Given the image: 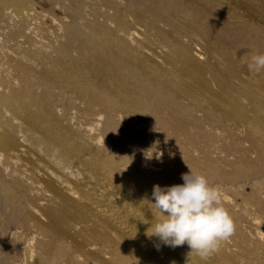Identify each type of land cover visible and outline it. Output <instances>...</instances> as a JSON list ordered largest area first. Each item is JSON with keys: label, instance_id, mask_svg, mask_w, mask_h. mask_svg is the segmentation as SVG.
<instances>
[{"label": "bare ground", "instance_id": "bare-ground-1", "mask_svg": "<svg viewBox=\"0 0 264 264\" xmlns=\"http://www.w3.org/2000/svg\"><path fill=\"white\" fill-rule=\"evenodd\" d=\"M76 1H81V0H76ZM107 1L108 0H106L105 2ZM114 1H112L113 4H115ZM257 1L264 4V0H257ZM100 2H104V1L102 0ZM186 2L189 3L187 0ZM248 2L251 3V0H248ZM121 3L122 5L120 4H119L120 6L117 5L119 7L117 9L118 11L121 12V14L116 12L114 14V12L112 11L113 12L112 13L111 10L109 11L99 10L98 12H96V15H100L101 16L100 18L103 20L96 21L94 19L93 21L90 20L91 22L88 20L89 22L86 23V20L84 19L83 21H85L86 24L79 25L75 23L72 24V26L70 25L71 28H69L68 30L69 35L67 39L65 38L66 41L64 40L65 42L58 47V51L57 53H55L56 54L55 58L49 60L45 59L46 61H49V63L44 62L46 63V65L48 64V66L46 65L44 66V71L42 72L43 69L41 68L42 69V70L40 69L41 74L39 75L38 72L35 73L34 70L31 69L33 73L35 74L38 73L39 76L36 77L37 84L41 86L42 90L40 94L36 92L38 94L37 95L34 94L35 93L34 88H33L34 93H32L33 91L31 92L30 90L27 89L25 94L27 96V99L25 98L27 100V103H23L25 101H22V103L21 102L11 103L12 101L9 102L8 98H6L7 96H5L2 93V90L6 89L11 84L12 81L10 82L11 79L9 80L8 78H6L7 76L6 77L4 76L3 67H2L3 64L2 65L0 64V130H4V128H1V126L5 127L6 125L8 126L12 125L16 131V135L18 132V135L20 134L19 137H21L20 139H17L18 136L16 135L13 136L14 133H12L10 136H7L6 134L0 132V151L1 150L6 151L5 154L14 157H16L17 155L19 156L20 154L21 156H23L22 154L29 152L28 150H30L32 154L36 152L34 153L36 155L38 152V155L41 154L46 158L44 161L41 160L43 158L41 159L38 158L40 161L39 163L43 162L45 166L46 165L49 166L48 168L44 166L45 168L42 167L43 169L42 168L39 169L37 166L36 168L33 166H32L33 168L29 167L28 163H22V164L20 163L21 165L19 164L21 168H23L24 170L30 171V172L26 171L27 174L32 173L33 176H35L37 179L38 178L40 179L39 182L41 183L38 184L42 186L41 195L43 197L40 198V201L37 200V202L39 201L40 207L42 206L40 208L42 211L41 212L42 214H40V216L41 215L45 216L48 219V223L46 222L47 224L46 225L43 224V225L45 226L44 229L46 230L47 235L50 237V240H48V242L45 243L44 241L46 239L45 240L43 238L41 239V241L44 240L42 242L45 244H42V249L40 250L38 256L35 254L36 259L33 260V262L35 261L34 264H70V263L88 264L89 260L87 259L90 260L95 259L97 264H127L130 261H133L135 264H139L141 260L146 259L145 256L146 257L149 256L148 258L149 261L148 263L146 262L147 264H172V263L176 264L177 260L179 261L178 264H214L213 262L215 261L212 262V260L210 261L209 259L202 260L195 254H192L191 256L188 257L189 252H187L186 248L184 247L185 245L176 248H171L169 246L163 245L159 241L158 237L152 235L153 227H151V225L154 226L155 223L160 221V218H158L160 217V215L158 216L157 215L158 212H156V210L152 207V205L147 204L145 200L147 199L151 203H154L155 201L151 199L153 186L159 185L161 187H169L171 185L170 183H173L172 181L173 179L171 180L172 182H163L166 180H160L156 178L147 180L148 176L146 177V174L148 172V167H147L149 165L148 163L150 160L156 158L157 155L154 156L155 153L153 154L152 152L151 153L147 152L146 148H148L147 143L149 141L150 135L148 136L145 130L135 131L134 128L135 126H137L136 127L137 129L140 128L141 124H143L146 119L148 120V115H150V113L152 114L156 113L155 115H159L160 117V113L162 110H164V108L165 109L167 108L169 110L179 111L180 113L185 112L184 107H182L181 105L179 107V103L181 99L191 100L192 102L195 101L193 105L195 110L197 111L204 110V112H207V114H213V116L217 117L218 120L227 121L236 116L239 117L238 113L236 112L237 108H239L242 113L246 112L244 110L245 107H243L242 101L239 99L237 100L235 97L238 96L240 99H246L249 102L252 101L257 104L264 105V89L260 85H258L260 83H257V81L253 79L254 77L251 78L247 76L246 77L242 76L240 73L241 71L237 72L234 69L233 71H231L230 70L231 67H229L230 66L229 64L231 62L228 63L227 58L223 56L228 53L222 54V51L219 50L218 47H217L218 49L216 48L217 49L216 50L213 45L210 46L211 43L213 44L216 41L213 42L212 40L211 43L209 42L210 45L207 46L208 52L210 51V54L214 56L216 59H218V61L219 59H221L222 63L229 68V69L227 68L229 70V77H223L224 75L220 76L216 74L217 71H215L214 73L213 70H211L212 67L209 68L211 71H208L209 69L207 70V74H209L210 72L212 76L211 75L207 76L206 66H205L207 62L201 61L205 56H202L203 53L201 54L200 52H196L198 49L194 52L189 51L185 53L183 50L173 48L172 45L174 44L167 42V39H171V36H174L177 39L178 37L181 38L182 36L185 37V35H189V36L192 35L197 37L200 41H203L206 38V35L204 34L205 32L202 34L201 30L200 31L197 30L198 27L195 25H191V23L188 24L187 26L185 24L186 26L185 28L182 27L180 24L178 26L177 24L176 25L174 24L175 20L169 14L170 12L168 13L167 12L168 10L166 9V12L168 13L166 14V12L164 11L165 9L164 6H168L172 10L174 9V7L170 6L172 4V0H127V3L124 2ZM141 3H143L144 7L143 6L139 7L140 6L139 4ZM246 3L242 2V5H244L243 7L245 8H247ZM108 4L113 5L112 3L109 2ZM203 5L204 4H202V6ZM0 6H2V8L5 10V12L3 13V18L5 20L19 21V24L22 26V29H24V33H27L28 35L33 33L32 29L35 28L34 27L35 23H31V22H36L37 19L35 18L34 14L31 12L30 9L24 7V3L22 2V0H0ZM103 6L105 7V5ZM108 6L110 7V5ZM108 6L106 7L108 8ZM113 6L115 7V5ZM199 6L200 5L196 6V8ZM220 7H222L221 8L222 10L223 5L222 6L219 5V8ZM228 8L226 7L227 10ZM185 9L187 10L190 9V5L186 6ZM216 11H218V9ZM233 11L234 10L232 9V12ZM229 12H231V10H229ZM248 12L249 11L247 10V13ZM73 14L74 13H72V15ZM79 14L80 13H78V15ZM214 14L215 13H213V15ZM96 15H93V17H96V19H100L97 18L99 16ZM243 15L245 16L246 14ZM80 16L82 15L80 14ZM129 16H131L133 19L128 20ZM202 16H204V14ZM76 17H77L76 19H78V16ZM194 17L195 16H193V18ZM144 18L147 19V21L146 20L142 21ZM187 18H189V16ZM204 19L206 20L207 18ZM248 19L250 20V18ZM158 20L159 22L160 21L162 22V23L160 22L163 25L161 27L166 26L167 28L168 26H170L171 30L170 31L167 30L168 32H165L162 31L165 28H163L162 30L158 29L157 28V25H159V22H157ZM200 22L201 21H199L198 23ZM144 23H146L148 28L144 26L145 25ZM68 24H66V26ZM82 25L88 28L89 32L83 31L84 28ZM62 26H65V24ZM137 26H140L141 29H138L139 27L137 28ZM64 28L65 27H63L62 30H64ZM151 28L154 29L155 31H158L157 34H159V36L156 34V32H154V37H153V34H151L148 31L151 30L152 32ZM210 30H212V27ZM214 30L215 29L213 28L212 31ZM225 32H227V30ZM160 34L165 35L166 42H164V40L162 39H159V37L161 38ZM28 37H33V36L29 35ZM213 38L215 39L214 36ZM198 39H196L195 41L199 42ZM29 40L31 41V39ZM38 42L40 43V41ZM188 42L189 41L187 40L186 43ZM183 43H185V41ZM196 43L194 42L193 44ZM219 45L221 44H219L218 42V45L216 46ZM220 48L222 49V47ZM202 49L203 47L201 48V50ZM204 51L207 52V49L206 50L204 49ZM29 57H31L32 63L33 60L36 59V58L32 59L33 55ZM29 59L27 57L28 61H30ZM40 60L39 63L41 62ZM212 60L210 59V61ZM210 61L208 62L210 63ZM35 63L36 60L34 64ZM27 65L29 66L28 63ZM224 65L222 67H225ZM25 66L26 65L24 64L23 66L24 69H26ZM30 66H33L31 68H34L33 64ZM31 70L30 72L32 74ZM1 74L3 75L1 76ZM35 76L37 75H34V77ZM26 81H27L26 83H28L27 79ZM19 84L18 86H20ZM27 85H29V83ZM178 85L184 87L182 91L180 89L181 87H179ZM33 89L31 88V90ZM21 91L23 90L21 89ZM55 92H57L59 96L61 95L63 99L65 98V106L61 104L62 107L60 108H62L63 110H57L56 111L57 114L54 112V110L53 113L51 112L52 108L54 107L52 100H54L53 93ZM231 92H235L234 94H236L237 96L231 98L232 95L231 96L229 95V93L231 94ZM20 93H18V95ZM13 95L14 94H12L11 96ZM18 97L19 96H17V100ZM151 99L153 100L155 99L154 101L156 102V105H154V102L152 103L154 106L146 102ZM55 100L54 103H56ZM183 103H185V100ZM82 104L84 105L83 106L84 109L81 108ZM57 107H59V105H57ZM75 108H78L80 111L83 110L81 112L86 111L87 112L86 115L93 117L95 116L96 117V120L94 119L95 124H93L92 126H86L83 125V123H85V122L82 123L83 120L75 123L74 120L75 117H73V115L67 118V116H65L66 112L71 109L75 110ZM38 110H45L46 114L41 113L42 114L41 116V114H38L39 112ZM252 111L254 112V110H251V112ZM262 112H263L262 116H264V111ZM207 114L205 116H207ZM258 115L259 114H257V116ZM38 116L41 117L42 120L41 118H38ZM196 116L194 115V117ZM241 116L243 117V115ZM262 116H258V118L259 117L261 118ZM39 119L42 121L43 124L40 123ZM87 119L89 120V117ZM100 119H103L101 124H100L101 122ZM193 121L197 122L196 120ZM193 121H191L192 124ZM258 121L253 119V117L249 118V116L247 115V119L243 120L242 124H244L249 128V132L251 134L254 133L259 134L262 129L264 132V123ZM119 122H121L123 125L120 126ZM232 122L234 121L231 120V123ZM73 123L74 125H72ZM163 123L161 118L160 120L158 119L154 128L161 127V129H163L165 126ZM174 123H176V121ZM198 123L201 122L199 121ZM225 124L226 123L224 122V126ZM146 125L149 126L148 124ZM236 125L237 124H235V126ZM253 141L251 143H253ZM155 143L157 144V142ZM159 144L158 146L156 145L158 148H159ZM10 156L8 157L7 162L9 161V159H11ZM30 159L33 158L30 157ZM17 160H15V162H17ZM29 163L31 164L30 161ZM3 164L5 165V163ZM137 173L138 176L136 175ZM20 174L22 175L23 173L20 172ZM6 176H8V174ZM169 176L167 178L171 179ZM30 177H28L27 179L28 180L32 179ZM180 179L178 182H180ZM8 180L9 182H11L10 179ZM19 181H17V183ZM181 182L179 183V185H182ZM26 183H28V181H26ZM14 185L16 184L14 183ZM20 185L22 186L23 184L21 183ZM35 186L37 187V185ZM6 187L7 186H5V188ZM28 187L26 186L25 188ZM18 189H22V188H18ZM23 189L22 191H24ZM1 190L4 191L8 201H12V198L9 197L8 191H6V189L4 190L3 188ZM25 191L27 192L29 190L25 189ZM26 195L28 194L26 193ZM26 195H24L21 198H24ZM17 197L18 196H16V198ZM28 197L29 195L27 196V200H29ZM13 198L15 200V197ZM32 198L34 199V197ZM22 201L24 200L21 199L15 200L16 202L15 204H17L16 206L21 207L23 203ZM34 206H36V204ZM6 213H8V211ZM20 213H23V211ZM24 215L25 214L23 213V216ZM10 216H12V214ZM32 220L30 219L28 221L31 222ZM34 220L35 222L37 221L36 219ZM13 221L12 222L10 221V223L15 224V222L13 223ZM7 222L5 223V225L7 224ZM24 222L25 221H23V225ZM10 223L7 225H10ZM27 223L29 222H26V224ZM14 226L16 228V225ZM40 226L41 225H39V227ZM40 228L43 229V227ZM7 229L9 230L10 228L8 227ZM42 231L45 232L44 230ZM42 233L40 232V234ZM3 234H6V231H4ZM7 243H9V241L6 242V245H8ZM64 245H66L67 248H69V251L62 250ZM9 246L10 245H8V247ZM37 246L35 245L36 248H38ZM6 247L7 246H5V248ZM1 251H3V248H1ZM33 252L35 253V251ZM36 252L38 253L39 251L37 250ZM54 254L59 257L62 255V258L60 257L61 259L59 261H56L57 258L51 259V256H53ZM74 258H77V261ZM3 259L6 260L7 258H3ZM0 264H4V262L0 261ZM30 264L32 263L30 262Z\"/></svg>", "mask_w": 264, "mask_h": 264}, {"label": "rangeland", "instance_id": "rangeland-1", "mask_svg": "<svg viewBox=\"0 0 264 264\" xmlns=\"http://www.w3.org/2000/svg\"><path fill=\"white\" fill-rule=\"evenodd\" d=\"M72 1L74 2V4ZM100 1H102V0H81V1H76V0L75 1L74 0H22V2L24 3V7L30 9L31 12L34 14L35 18L37 19L36 22H31V23H35V26H34L35 28L32 29L33 33L29 34L33 37H28L29 35L27 33H24V29H22V26L19 24V21H16V20L7 21V20H5L3 18V13L5 12V10L2 8V6H0V52H1L0 53V59H1L0 64L1 65L3 64L2 67H3L4 76L5 77L7 76L6 78H8L9 80L11 79L10 82L12 81L11 84L6 89L2 90V93L5 96H7L6 98H8L9 102L12 101L11 103H15V102L16 103H19V102L22 103V101H25L23 103H27V100H26L27 96L25 95L27 89L30 90L31 92L33 91L32 93H34V89H35L34 94H37V93L40 94L42 88L39 84H37V78L36 77H38L41 74L40 71L42 69H43L42 72L44 71V66L46 65V63H49V61H46L45 59L49 60V59L55 58V56H56L55 53H57L58 47L66 41V39L69 35L68 30H69V28H71L72 24H75V23H77L79 25L80 24H86L90 20L93 21L94 19L96 21L97 20L98 21L103 20L100 18L101 17L100 15H96V12H98L99 10H108V11L111 10V12L113 11L114 14H115V12L121 14V12L118 11V9H117V8H119L117 5H119V4L122 5L121 2L127 3V0H115L118 3L115 2L114 0H112V1H114L115 4H113V2L111 0H110L111 2L109 0L107 2H105L106 0H103L104 2H100ZM187 1L189 3H187L186 0H182V1L181 0L180 1L179 0H172V4L170 6L174 7V9L172 10L170 7L164 6L165 7L164 11L166 12V9H167L168 10L167 12L168 13L170 12L169 14L174 18V20L176 22V23L174 22V24L175 25L177 24V26L180 24L182 27L185 28L190 23H191V25L197 26L198 27L197 30H199V31L201 30L202 34L205 32L204 34L206 35V38H205L206 40L204 39L203 41H200L195 36L185 35V37L182 36V38L178 37L177 39L174 36H171V39H167V42L174 44V45H172L173 48L183 50L185 53H187L189 51L194 52L197 49L198 50L196 52H200L201 54L203 53L202 56H205V57L201 61L207 62L205 65L207 76L211 75L210 72H209V74H207V70L210 67H212L211 70H213L214 73H215V71H217L216 74H218L220 76L224 75L223 77H229V70H228L229 68L222 63L221 59H219V61H218V59H216L214 56H212L210 54V51L208 52L207 46L210 45L212 40H213V42L216 41L213 44L211 43L210 46L213 45L215 47V49L218 47L219 50L222 51V54L228 53V54L223 55V56H225L227 58L228 63L231 62L229 64L230 66L228 65L229 67H231L230 70L233 71V69H234L237 72L241 71L240 72L241 75L245 76V77L246 76L251 77V78L254 77L253 79L256 80L257 83H260L258 85H260L264 89V69H262L259 73H257L254 71H250L249 67H248L249 64L252 63V57L254 55L264 54V4L257 1V0H255V1L251 0V3L248 2V0H244V1L243 0H240V1L239 0L238 1L221 0L222 2L220 0L219 1L218 0H216V1L215 0H213V1L212 0H205V1L204 0H187ZM199 1H201V2H199ZM252 1H254V2H252ZM108 2L115 5V7L111 4H108ZM228 2H230V3H228ZM242 2H245V3L247 2L246 4H247L248 9L243 7L244 5H242ZM101 3L103 5H105V7ZM104 3H106V4H104ZM141 4H139L140 6L139 5L138 6L139 7L143 6V3H141ZM188 4L190 5V9L187 10V9H185V7L189 6ZM202 4H204V5L202 6ZM205 4H207V5H205ZM208 4H210V5H208ZM230 4H232V5H230ZM108 5H110V7ZM198 5H200L199 6L200 8L197 7L198 8L197 9L196 6H198ZM219 5L220 6L223 5L222 10H221L222 7L219 8ZM106 6H108V8ZM112 7H113V9H112ZM226 7L227 8L229 7L228 10L226 9ZM231 7L235 11V13H234V11L232 12ZM239 8H242V9H239ZM256 8L259 10H257ZM160 9H162V8H160ZM217 9H218V11H216ZM246 9L250 13L249 12L247 13ZM72 10H73V12H72ZM229 10H231L232 13L229 12ZM238 10H241V11H238ZM80 11H82V12H80ZM223 11H225V12H223ZM167 12H166V14H168ZM228 12H229V15H228ZM242 12H243V14H246V15L244 16L242 14ZM72 13H74V14L72 15ZM78 13H80L83 17L80 16V14L78 15ZM213 13H215V14L213 15ZM218 13H220V14H218ZM237 13L239 15L241 13L240 16H243V17H240ZM173 14H174V16H173ZM201 14L202 15L204 14V16H202ZM226 14H227V16H226ZM234 14H235V16L236 15L237 16L235 17ZM93 15L99 16L97 18H100V19H96V17H93ZM187 15L189 16V18H187L188 17ZM76 16H78V19H76L77 18ZM193 16H195L194 17L195 20H194ZM92 17H93V19H92ZM191 17H192V19H191ZM204 18H207L208 20L207 19L205 20ZM248 18H250V20ZM84 19L86 20V23H85V21H83ZM129 19H133V18L131 16H129L128 20ZM144 20L147 21V19H145V18L142 21H144ZM76 21H78V22H76ZM199 21H201V22L198 23ZM225 21H226V24H225ZM157 22H159V20ZM160 22H159V25H157L158 29L162 30L163 28H165L162 30L165 32H168L171 30L170 26H168L169 28L168 27L166 28V26L161 27L163 25L161 24L162 22L161 23ZM60 23L62 25L65 24V26H62ZM68 23H71V24H68ZM206 23H207V25H206ZM66 24H68V25L66 26ZM144 24H145L144 26H146L148 28L146 23H144ZM183 24H184V26H183ZM185 24H186V26H185ZM82 26L84 28V30L82 29L83 31L89 32L88 28H86L84 25H82ZM200 26H202V27H200ZM63 27H65L64 30H62ZM67 27H68V29H67ZM211 27H212V30H213V28L215 30L214 31L210 30ZM216 27L218 28V30ZM137 28L141 29L140 26H137ZM202 29H204V30H202ZM221 29L223 32L221 31ZM225 29L227 30V32H225L226 31ZM148 31L151 34H153V37H154V32H156V34L158 33V31H155L154 29H152L153 33L151 32V30H148ZM217 31H218L219 35H218ZM67 32H68V34H67ZM157 35L159 36V34H157ZM208 35H211V36H208ZM160 36H161V38L159 37V39H162V40H164V42H166L165 35L160 34ZM175 36H177V35H175ZM213 36L215 37V39L213 38ZM188 37H189V39H188ZM207 37L209 40L207 39ZM29 39H31L32 42ZM186 39L189 41L188 43H186L187 42ZM196 39H198L199 42L195 41ZM183 40L185 41V43H183L184 42ZM33 41H35V42H33ZM38 41H40L41 45ZM194 42L195 43L197 42V43L193 44ZM218 42L221 45L216 46V45H218ZM189 43H191V44H189ZM18 44H19V46H18ZM186 44H188V45H186ZM202 47H203V49L201 50ZM220 47H222V49L224 51ZM204 49L205 50L207 49V52L204 51ZM47 52H48V54H47ZM204 52H206V53H204ZM29 54L33 55L32 59L36 58L35 64H34L35 60H33V63H32L31 57H29L31 55H29ZM27 55H29V56H27ZM45 55L48 57H46ZM74 55H75V53H74ZM27 57H28V59L30 58L29 60L31 62L27 60ZM209 57H212L213 60H212V58H209ZM207 59H208V61H210V59L212 61H210V63H209L207 61ZM39 60L41 61L40 63H39ZM214 60H215V63H217V64L214 63ZM20 62H21V64H20ZM26 62L29 64V66L27 65ZM44 62H46V63H44ZM38 63L41 65H39ZM24 64L27 66V67L25 66V68L27 70L29 69L28 70L29 73L27 72L26 69H24V67H23ZM32 64L34 65L35 69L31 68V67H33V66H30ZM35 65H36V67H35ZM218 65H219V68H218ZM223 65L226 68L222 67ZM46 66H48V64ZM31 69H33L35 73L38 72L39 75H38V73L37 74L33 73V71ZM30 70L32 71L33 75L31 74ZM211 70L209 69L208 71H211ZM3 74H1V76ZM34 75H37V76L34 77ZM26 79L28 80L29 85H27L28 83H26L27 82ZM23 82H25V83H23ZM261 82H262V84H261ZM12 83H13V86H12ZM18 84L20 86H18ZM17 87H18V89H17ZM179 87H181L180 88L181 91L184 88L181 85ZM31 88L32 89L34 88V89L31 90ZM21 89L23 91H21ZM17 92L18 93L21 92V93L18 95ZM234 93L235 92H231V94L229 93L230 96L232 95L231 98L232 97L234 98L235 96H237ZM12 94H14V95L11 96ZM16 95L19 96L18 97L19 101L17 100ZM24 95H25V97H24ZM60 96L57 92L53 93V99L54 100L56 98L57 99L55 100L56 103H54V100H52L53 104H54V107L52 108V111H51L52 113L54 110V112L57 114L56 111L57 110H63L60 107H62V105L65 106V98L63 99V97L62 96L60 97ZM237 97H235V98L237 100L239 99L242 101L243 107H245L244 110L246 112L242 113L241 110L239 108H237L236 112L238 113L239 117H237V116H236L237 118L234 117L236 119L232 118V119L227 120V121L226 120L225 121L224 120H218L217 117L213 116V114H207V112H204V110L203 111L195 110L193 107L195 101L192 102L191 100L181 99L180 103H179V107H180V105L182 107H184L185 110L184 109L183 110L185 112L180 113L179 111L169 110L167 108L166 109L164 108V110H162L160 113V117H159V115H155L156 113L155 114L150 113V115H148V120L146 119L145 122L143 124H141L140 128L137 129L136 128L137 126H135L134 129H135V131H139V130L144 131L145 130L147 132L148 136L150 135L149 141L147 143L148 148H146L147 152L148 153L152 152L153 154L155 153L154 156L157 155L156 158L150 160L151 162L149 161V163H148L149 164L147 166L148 172L146 174V177L148 176L147 180H150L152 178H156V179H160V180H166L163 182H172L173 181V183H170L171 184L170 186H173V184L179 185V183L182 181L181 184L183 185L184 181L182 179H180L182 177L180 175H182L183 173L187 174V173H189V171H191L194 174L203 175L207 179V181L210 185L218 186L220 188L221 193H222V204L228 210L229 214L233 218L235 225H236V229H235L234 235H232L227 241H224L220 247V250L218 252L214 253L213 255H211L208 259L210 261L212 260V262L215 261V262H213L214 264H264V132L262 129L259 134H255V133L251 134L249 132V128L247 126H245L244 124H242V121L247 119V115L249 116V118L253 117V119H255L256 121L259 120L258 122L264 123V121H262V120H264V116H262L263 115L262 111H264V109H263L264 105H260V104H257L255 102H252V101H251L252 102V104H251V102H249L248 100L240 99L239 97L238 98ZM151 100H149L151 103L149 101H146V102H148L152 106L156 105V102L154 101L155 99L154 100L151 99ZM184 100H185V103H183ZM243 100H245V101H243ZM61 102H63V103H61ZM153 102H154V105L152 104ZM182 103H183V105H182ZM191 104H192V107H191ZM57 105H59V107H57ZM55 106H56V108H55ZM64 106H63V108H64ZM83 106L84 105L82 104V106H81L82 109H84ZM78 108H79V106H78ZM78 108H75V110L71 109L72 111L68 110L66 112L65 116H67V118H69L73 115V117H75L74 118L75 123L83 120L82 123L85 122V123H83V125H86V126H92L93 124H95V120H96L95 116L93 117V116L86 115L87 114L86 111L81 112L83 110L80 111ZM176 110H178V109H176ZM251 110H254V112L253 111L251 112ZM38 111H39L38 114H41V113L46 114L45 110H38ZM259 111H260V113H259ZM76 112H78V113H76ZM148 112H149V110H148ZM249 112H250V114H249ZM80 113H81V116H80ZM164 113H165V115H164ZM190 113L194 114L195 116L197 115V116L194 117V115H191ZM42 114H41V116H42ZM206 114H207V116H205ZM257 114H259L258 116H262L261 118H263V119H261L260 117L258 118ZM241 115H243V117ZM39 116H38V118H41ZM88 117H89V120L87 119ZM90 117L92 120L90 119ZM184 117H186V118H184ZM160 118L162 120V123L164 122L163 123L165 125L163 128L164 130L161 129V127L160 128H154L157 120L158 119L160 120ZM191 119L196 120V121L198 119L199 120L197 122H195ZM41 120H42V118H41ZM41 120H40V123L43 124ZM100 120H101V122H100V124H101L103 119H100ZM231 120L234 122L231 123ZM175 121H176V123H174ZM191 121H193V124ZM199 121L201 123H198ZM235 121H236V123H235ZM86 122H87V124H86ZM214 122L217 124H215ZM224 122L226 123L225 126H224ZM229 122H230V124H229ZM120 123L121 122H119V125L122 126L123 124L122 123L120 124ZM211 123H213L214 125ZM234 123L237 125L235 126ZM146 124H148L149 126H147ZM167 124L169 125V127ZM72 125H74V123ZM226 126H228V127H226ZM240 126H242V127H240ZM246 127H247V129H246ZM1 128H4V130H0V132L6 134L7 136H10L12 133H14L13 136L16 135V131L12 125H10V126L6 125L5 127L1 126ZM158 131H160V132H158ZM149 132H150V134H149ZM185 132H187V133H185ZM157 133L159 134V136ZM156 135H157V137H156ZM16 136H18L17 139L21 138V137H19L20 134L18 135V132H17ZM159 137L161 138V140ZM252 141H253V143H251ZM155 142H157V144ZM159 142L161 145L159 144ZM158 144H159V148L157 147ZM154 145H155V147H154ZM161 146H163V147H161ZM28 151L29 152L22 154L23 156H21V154H20L19 156L17 155L16 157L5 154L6 151H2V150L0 151V157H1L0 158V162H1L0 163V168H1L0 169V220H1L0 221V229H1L0 233L2 232L0 235V245H1L0 247L3 248V251H1V248H0V252H2V253H0V261H3L4 264H6V263L7 264H30V262L32 264H34L35 261L33 262V260H35L36 255L38 256V254L40 253V250L42 249V244H45L48 242V240H50V237L47 235L46 230L44 229L45 228L44 225H46L48 223V219L45 216H42V215L40 216V214H42L41 213L42 211L40 209L42 206L40 207L39 201H40V198L43 197L41 195V193H42L41 187L42 186L38 184V183H41V182H39L40 179L39 178L37 179L35 176H33L32 173H30L31 175L29 173L27 174L26 171H28V170H24L20 166L22 163H28L29 167L33 166L36 168V166H37L39 169H41L42 167L45 166V164H43V162L39 163L40 161L38 158H40V159L43 158V159H41L43 161L46 158L44 156H42L41 154L38 155V152H37V155L34 154L36 152L33 153L34 155L39 156V157H36L30 152V150H28ZM29 154H31V155H29ZM9 156L11 157V159H9L10 162L9 161L7 162ZM26 156H28V157H26ZM30 157L33 159H30ZM25 158H27V159H25ZM15 160H17V162H15ZM32 160L35 162H33ZM29 161L31 162V164L29 163ZM3 163H5V165ZM14 163H16V164H14ZM32 163H34V164H32ZM35 163H36V165H35ZM16 166H18L19 169ZM45 167L48 168L49 166L46 165ZM180 169L183 171H181ZM169 171H171V172H169ZM20 172L23 173L22 174L23 176L20 174ZM28 172H30V171H28ZM181 172H182V174H181ZM18 173H19V175H18ZM170 173H172V174H170ZM7 174H8V176H6ZM27 175H28V177L31 176L30 178H32V179L28 180ZM136 175L138 176V173ZM167 175L168 176L170 175L169 177L171 179L167 178L168 177ZM24 176H25V178H24ZM164 176H166V177H164ZM14 177L16 180L14 179ZM20 177H21V179H20ZM8 179H10L11 182H9ZM179 179H180V182H178ZM6 180H8V181H6ZM17 181H19L18 182L19 184L17 183ZM26 181H28L30 186L28 185V183H26ZM5 182H7V183H5ZM8 182L10 184L13 182L11 185L14 187H12ZM23 182H25V183H23ZM14 183L18 186L14 185ZM21 183L23 184L22 186L20 185ZM33 184L37 185V187ZM5 186H7L8 188L7 187L5 188ZM26 186L27 187L29 186V187L25 188ZM10 187H12V188H10ZM2 188L4 190L6 189V191H8L9 197L12 198V201H8V199L5 196L4 191L1 190ZM13 188H15V189H13ZM18 188H22V189L24 188L23 189L24 191H22V189H18ZM12 189L15 191H13ZM25 189L26 190L28 189L29 191L26 192ZM40 189H41V191H40ZM16 191H18V192H16ZM34 191L36 193L38 192L40 194H38V193L36 194ZM26 193L29 195V197H28L29 200H27L28 195H26ZM32 194L33 195L35 194V195L33 196ZM20 195H21V197L26 195L24 197L26 200L24 198H21ZM16 196H18V197L16 198ZM31 196L34 197L36 202ZM13 197H15V200H18V199L24 200V201H22L23 203H22L21 207L16 206L17 204H15L16 202H15ZM37 200H39V201L37 202ZM31 201H32V203L34 202L36 204V206L37 205L38 206L37 207L34 206L35 205L34 203L32 205ZM7 203L10 205H8ZM1 204H3V205H1ZM12 204H13V207H12ZM24 204H25V206H24ZM12 208H14V209H12ZM31 208H32V210H31ZM38 210H40V211H38ZM7 211H8V213H6ZM16 211H18V212H16ZM22 211L28 217L25 215L23 216V213H20ZM12 212H14V213H12ZM6 214L9 216H7ZM11 214H12V216H10ZM19 214L21 217L19 216ZM37 214H39V215H37ZM157 215L159 216V213H157ZM18 216L20 217V219ZM13 217H15V218H13ZM29 218L31 220L33 218L36 219L38 221V222L37 221L36 222L39 225H41L40 227H43V229L39 227V225L35 222L34 219L31 222L28 221V220H30ZM158 218H160V220L162 219V217H158ZM13 219H14V221H13ZM22 220L25 221L24 225H23ZM7 221L9 223H10V221L11 222L13 221V223L15 222V224L10 223V225H7V224H9ZM16 221H17V223L19 222L18 225H17ZM1 222L3 223V225ZM6 222H7V224L5 225ZM26 222H29V223L26 224ZM31 224L32 225L34 224L33 225L34 227ZM14 225H16V228L18 230L15 228ZM8 227L10 228L9 230L7 229ZM19 227H20V229H19ZM27 227H28V229H27ZM25 228H26V230H25ZM42 230H44L45 232H43ZM4 231H6V234H3ZM40 232L41 233L43 232V233L40 234ZM43 235H45V236L47 235L46 238ZM42 238L44 240L46 239L45 241L42 240L45 243H43L41 241ZM7 241H9V243H7L8 245H10L9 247H8V245H6ZM1 242H2V244H1ZM14 243L15 244L17 243L20 245H17V244L15 245ZM35 245L36 246L38 245L37 246L38 248H36ZM5 246H7L8 248L7 247L5 248ZM26 247H27V250H26ZM184 247L186 248L187 252L191 251L190 248L188 247V245L185 244ZM6 249L9 251H7ZM37 250L39 251L38 253L36 252ZM62 250L63 251H69V248H67V246L64 245ZM33 251H35V253ZM69 256H71V255H69ZM29 257L32 259H30ZM60 257L62 258V255ZM60 257L56 256L54 254L53 256H51V259L57 258L56 261H59L61 259ZM3 258H7V259L5 260ZM145 258L147 260L143 259V260H141V262L142 261L143 262L142 263L139 262V264H143V263L145 264L146 262L148 263L149 256H147V257L145 256ZM8 259H9V261H8ZM71 259H70V261H71ZM74 259L77 261V258H74ZM20 260H21V262H20ZM87 260H89L88 261L89 263L87 262L88 264H97L95 259L94 260L91 259L92 261L90 259H87ZM6 261H8V262H6ZM178 262L179 261L177 260L176 264H178ZM128 263L135 264L133 261H130ZM70 264H72V263H70Z\"/></svg>", "mask_w": 264, "mask_h": 264}, {"label": "clouds", "instance_id": "clouds-1", "mask_svg": "<svg viewBox=\"0 0 264 264\" xmlns=\"http://www.w3.org/2000/svg\"><path fill=\"white\" fill-rule=\"evenodd\" d=\"M248 67L257 73L264 69V54L254 55ZM181 178L183 185H154L151 199L155 202L145 200L162 217L154 226L150 222L152 235L171 248L187 244L191 250L188 257L195 254L207 260L234 235L236 225L222 204L218 186L210 185L203 175L191 171Z\"/></svg>", "mask_w": 264, "mask_h": 264}]
</instances>
